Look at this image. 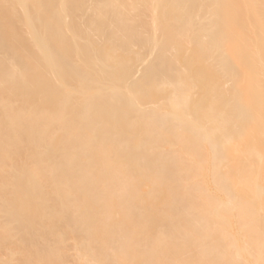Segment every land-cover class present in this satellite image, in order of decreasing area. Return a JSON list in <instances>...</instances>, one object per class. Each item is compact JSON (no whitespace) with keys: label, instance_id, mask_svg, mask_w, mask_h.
<instances>
[{"label":"bare ground","instance_id":"bare-ground-1","mask_svg":"<svg viewBox=\"0 0 264 264\" xmlns=\"http://www.w3.org/2000/svg\"><path fill=\"white\" fill-rule=\"evenodd\" d=\"M3 212L0 264H264V0H0Z\"/></svg>","mask_w":264,"mask_h":264},{"label":"rangeland","instance_id":"rangeland-1","mask_svg":"<svg viewBox=\"0 0 264 264\" xmlns=\"http://www.w3.org/2000/svg\"><path fill=\"white\" fill-rule=\"evenodd\" d=\"M15 193H16V192H11V193H9L8 199L11 201V200H13V198H15V199H17L18 202H19V201H20L19 197L21 196V194H19V193H16V194H15ZM23 194H25V193H23ZM24 199H25V197H24ZM24 199H23V200H24ZM37 210L40 211V212H42V211H43V208L38 207ZM23 211H24L23 206H21L19 203H17L16 205H14V207L11 208V212H14V213H16V214L21 213V212H23ZM0 215L3 216V215H5V213L3 212V213H1ZM58 218H59V217H57V216L53 217L52 222H55ZM22 225L24 226L25 224L22 223ZM70 252H71V251H70ZM7 253H8V249H7V248H2V249H0V255H1V256H3V255H7ZM63 260L70 261V259L67 258L66 256L63 258ZM14 263H15V264H18V260L15 259V260H14Z\"/></svg>","mask_w":264,"mask_h":264}]
</instances>
